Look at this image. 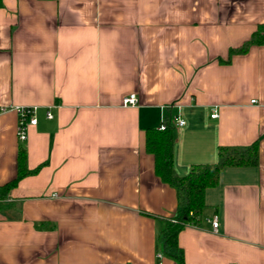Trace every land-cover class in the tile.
I'll use <instances>...</instances> for the list:
<instances>
[{
	"label": "crops",
	"instance_id": "0c3cea01",
	"mask_svg": "<svg viewBox=\"0 0 264 264\" xmlns=\"http://www.w3.org/2000/svg\"><path fill=\"white\" fill-rule=\"evenodd\" d=\"M259 23L264 0H1L0 105L37 109L23 141L0 112V185L20 147L29 170L0 198V264H177L155 245L176 193L145 149L162 115L184 121L179 175L257 140L178 233L183 264H264V43L225 61Z\"/></svg>",
	"mask_w": 264,
	"mask_h": 264
},
{
	"label": "trees",
	"instance_id": "16d2710c",
	"mask_svg": "<svg viewBox=\"0 0 264 264\" xmlns=\"http://www.w3.org/2000/svg\"><path fill=\"white\" fill-rule=\"evenodd\" d=\"M262 43L264 23H259L248 39L229 48L225 61H228L233 53L245 52L251 44ZM163 122V128L158 125L156 128L145 129V149L154 157L155 173L174 188L177 201L175 211L171 215L160 217L162 225L156 232L155 245L157 252L172 258L177 264H183V249L178 243V233L186 225H200L206 206L204 191L207 187L217 184L222 167L257 163V140L247 145H220L217 148L216 161L192 163L185 174L179 175L173 166V145L176 139L174 125L168 116H165ZM28 172L25 149L20 147L17 153L16 174L0 185V198ZM2 206L0 203V207Z\"/></svg>",
	"mask_w": 264,
	"mask_h": 264
},
{
	"label": "built area",
	"instance_id": "2783aa9c",
	"mask_svg": "<svg viewBox=\"0 0 264 264\" xmlns=\"http://www.w3.org/2000/svg\"><path fill=\"white\" fill-rule=\"evenodd\" d=\"M137 102V97L134 93H130L128 95L123 96L122 98V104L123 105H134ZM13 108L17 115H18V121H17V127H16V135L19 140L23 141L26 136V128L30 124H35L36 123V105H17V106H1L0 105V112L6 111L7 109ZM46 116L47 117H52L51 112L46 111ZM211 117L217 116L216 110H213L210 113ZM165 119V116L162 115L160 119V124L159 127L163 128L165 126V123L163 122ZM173 125L174 126H180L184 123L183 119L175 116L174 118ZM211 225V228L213 231H217V226H218V219L216 215H213L209 218L206 219ZM160 256V253L157 254Z\"/></svg>",
	"mask_w": 264,
	"mask_h": 264
}]
</instances>
